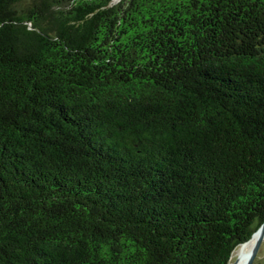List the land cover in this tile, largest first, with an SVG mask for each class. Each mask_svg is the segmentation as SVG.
Here are the masks:
<instances>
[{"label": "trees", "instance_id": "trees-1", "mask_svg": "<svg viewBox=\"0 0 264 264\" xmlns=\"http://www.w3.org/2000/svg\"><path fill=\"white\" fill-rule=\"evenodd\" d=\"M263 221L264 0H0V264H228Z\"/></svg>", "mask_w": 264, "mask_h": 264}, {"label": "bare ground", "instance_id": "bare-ground-1", "mask_svg": "<svg viewBox=\"0 0 264 264\" xmlns=\"http://www.w3.org/2000/svg\"><path fill=\"white\" fill-rule=\"evenodd\" d=\"M257 235L258 231L256 230L248 240L238 244V246L233 249L231 253L232 258H230L228 264H245Z\"/></svg>", "mask_w": 264, "mask_h": 264}, {"label": "water", "instance_id": "water-1", "mask_svg": "<svg viewBox=\"0 0 264 264\" xmlns=\"http://www.w3.org/2000/svg\"><path fill=\"white\" fill-rule=\"evenodd\" d=\"M257 231H258V235H257V237H256V239L252 245L250 254H249L245 264H253V262L256 258L257 252H258V250L262 244V241L264 239V221L257 228Z\"/></svg>", "mask_w": 264, "mask_h": 264}, {"label": "rangeland", "instance_id": "rangeland-1", "mask_svg": "<svg viewBox=\"0 0 264 264\" xmlns=\"http://www.w3.org/2000/svg\"><path fill=\"white\" fill-rule=\"evenodd\" d=\"M255 262L257 264H264V239H263L262 244H261V246H260V248H259V250L257 252L256 258H255Z\"/></svg>", "mask_w": 264, "mask_h": 264}]
</instances>
